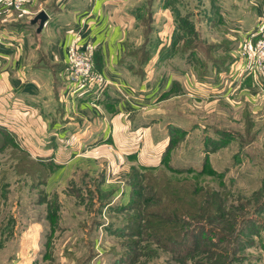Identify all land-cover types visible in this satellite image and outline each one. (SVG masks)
Returning a JSON list of instances; mask_svg holds the SVG:
<instances>
[{
  "label": "rangeland",
  "instance_id": "obj_1",
  "mask_svg": "<svg viewBox=\"0 0 264 264\" xmlns=\"http://www.w3.org/2000/svg\"><path fill=\"white\" fill-rule=\"evenodd\" d=\"M32 1L0 9L21 14ZM251 1L255 17L264 0ZM217 2L137 3L121 65L156 86L155 128L167 143L153 161L79 158L54 173L51 157L28 152L0 124V264H207L199 250L207 246L230 264H264V105L254 111L240 100L245 84L255 96L264 91L239 74L245 37ZM225 81L235 90L227 99L207 93ZM191 85L201 96H188ZM192 185L212 187L214 213L225 217L186 233L179 219L193 200L182 191Z\"/></svg>",
  "mask_w": 264,
  "mask_h": 264
},
{
  "label": "crops",
  "instance_id": "obj_2",
  "mask_svg": "<svg viewBox=\"0 0 264 264\" xmlns=\"http://www.w3.org/2000/svg\"><path fill=\"white\" fill-rule=\"evenodd\" d=\"M142 1L33 0L21 14L0 9V124L28 152L51 157L58 166L54 173L73 169L79 158L88 157H106L112 164L114 157L134 155L145 165L165 147L167 139L153 117L156 86L148 78L140 82L136 72L121 65ZM239 1L218 0L216 7L223 21L237 28L229 29L242 30L246 38L263 19L264 6L256 4L253 17V1ZM161 10L166 20L167 10ZM42 11L47 19L38 31V22L31 21ZM76 32L81 43L95 46L96 68L110 82L97 100L92 92L69 96L63 87L67 46ZM245 85L240 100L250 102L254 111L260 109L264 92L255 96L251 85ZM209 88L207 93L224 99L235 91L227 81ZM187 94L201 96L195 85L187 87Z\"/></svg>",
  "mask_w": 264,
  "mask_h": 264
},
{
  "label": "built area",
  "instance_id": "obj_3",
  "mask_svg": "<svg viewBox=\"0 0 264 264\" xmlns=\"http://www.w3.org/2000/svg\"><path fill=\"white\" fill-rule=\"evenodd\" d=\"M29 1L0 0V6L21 11ZM80 40L81 36L76 32L67 46L66 67L62 78L64 90L69 96L85 92L101 95L110 82L96 68L95 46L90 43L83 44ZM239 51L242 57L239 74L250 76L256 87L264 91V18L241 42Z\"/></svg>",
  "mask_w": 264,
  "mask_h": 264
},
{
  "label": "trees",
  "instance_id": "obj_4",
  "mask_svg": "<svg viewBox=\"0 0 264 264\" xmlns=\"http://www.w3.org/2000/svg\"><path fill=\"white\" fill-rule=\"evenodd\" d=\"M182 195L191 196L193 203H188L187 201L185 209L182 211V219H179V222H181V225L179 226L180 231L189 233L188 231L190 230L189 227H193L191 230V233L195 232V228L202 229L203 227V221L205 220L209 225L211 223L215 222H220L222 219H224L225 214L220 213L219 215H216L217 210L213 207L214 205V196L217 195V192L212 188V187H207L205 186L202 189H199L197 186H185V190L182 191ZM181 211V210H180ZM216 212V213H214ZM233 216V215H232ZM234 220L229 222L228 228H229V233L230 236L229 238L227 236H222L225 237L226 239H230L232 232V226L234 225ZM199 243H204L198 242ZM215 243V242H213ZM198 245H194V247L198 248ZM195 249V248H194ZM193 249V250H194ZM215 249V248H214ZM199 250H206V259L209 261L207 264H230L231 259L228 258L227 252H217L214 251L213 248H209L208 246L205 248H201ZM213 252V253H211ZM234 257V256H233ZM212 262V263H211Z\"/></svg>",
  "mask_w": 264,
  "mask_h": 264
},
{
  "label": "water",
  "instance_id": "obj_5",
  "mask_svg": "<svg viewBox=\"0 0 264 264\" xmlns=\"http://www.w3.org/2000/svg\"><path fill=\"white\" fill-rule=\"evenodd\" d=\"M47 19V15L45 14V12H39L38 14H36V16H34V18L32 19V23H36L38 22V31H40V29L42 28V25L44 23V21Z\"/></svg>",
  "mask_w": 264,
  "mask_h": 264
}]
</instances>
